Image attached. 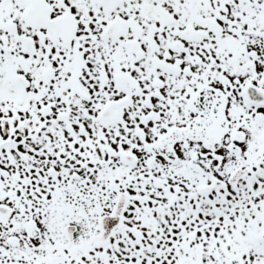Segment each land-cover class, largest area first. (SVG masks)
Wrapping results in <instances>:
<instances>
[{"label":"snow or ice","instance_id":"obj_1","mask_svg":"<svg viewBox=\"0 0 264 264\" xmlns=\"http://www.w3.org/2000/svg\"><path fill=\"white\" fill-rule=\"evenodd\" d=\"M0 264H264V0H0Z\"/></svg>","mask_w":264,"mask_h":264}]
</instances>
